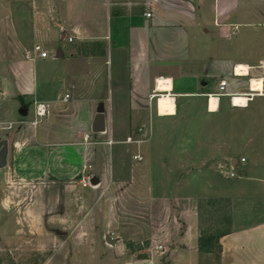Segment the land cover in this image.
<instances>
[{
    "label": "crops",
    "instance_id": "obj_1",
    "mask_svg": "<svg viewBox=\"0 0 264 264\" xmlns=\"http://www.w3.org/2000/svg\"><path fill=\"white\" fill-rule=\"evenodd\" d=\"M14 1L31 3L30 26L27 33L18 37L27 34L36 41L33 47L41 45L38 41L52 43L58 34L62 41L73 38L72 43L68 42L74 47L67 59L62 53L57 58L79 60L82 68L70 74L65 71L62 79L65 90L58 100L39 93L30 94L34 97L35 109L38 105L44 106L47 115L36 118L34 109V117L29 121L26 117L30 104L24 100L30 95L26 92L15 94V84L11 80L14 73L8 68L12 62L1 56L0 141L13 137V152L11 162L8 161L0 174L14 179L24 177L34 183L39 189L40 203H46L54 215L47 219L49 224L59 222L70 228L73 224L69 241L73 240V232L81 223L75 225L71 217L81 213L82 205L80 203L74 215H58L55 219V213L65 208V204L53 192L75 198L82 188L90 191L78 194V201L96 196L101 208L99 216L106 214L108 218L104 236H117V242L137 244L145 238L156 239L161 235L154 234L151 229L149 235L138 240L134 230L132 237L124 236L128 222L141 219V205L147 209L145 204L151 203L165 212L172 211L173 207L178 210L174 223L176 231L179 232L181 223L185 224L180 235L182 241L190 244L181 246L197 252L202 261L264 264V48L255 56L257 40H261L264 47V23L257 22V13L249 8L248 1ZM3 13L5 17L11 14ZM147 14H151L150 18ZM20 48L23 49L21 43ZM24 51L25 56L29 50L25 47ZM239 68L240 73L237 72ZM221 81L227 82L226 95L217 96ZM253 81L261 82L262 90L253 91ZM65 95L70 96L67 102H64ZM164 95H169L171 100L167 111L162 104L163 97L159 103V96ZM234 95L246 98L247 104L240 107L233 104L231 97ZM16 101L21 103L20 107ZM100 109L108 115L105 116L106 132L94 134L92 123ZM81 110L88 116L87 120L78 124L80 129L68 130L66 126L70 122L62 120L73 119ZM25 111L26 115H22ZM17 113L21 119L16 117ZM125 113L130 115L128 136L125 140H115L114 115ZM154 116L159 120L157 129ZM35 120L38 125L33 127L31 122ZM55 124L67 139L60 137ZM25 125L28 128H23ZM86 129H90L89 132ZM197 130H205V134H200L204 135L203 139L193 132ZM4 131L10 133L3 135ZM106 135L108 138L103 139ZM135 137L140 139L135 140ZM128 138L140 143H129ZM114 143L145 146L134 155L143 157L142 167L138 172H131L129 178L121 172L108 170L107 147ZM228 168L231 172L227 177L234 169H238L241 176L232 189L220 187L217 181L209 188L197 181L199 177L216 178ZM152 173L162 183L152 182ZM169 178L175 179L172 183L178 189L174 195L172 190L166 189ZM86 179L90 184L96 180L97 185L83 187ZM163 185L165 189L160 190ZM111 192L124 194L126 203L136 208H120L115 212L114 208L102 203L107 198L108 204L112 203ZM145 193L147 197L142 200L140 196ZM200 198H222L230 202V233L220 238V252L216 256L197 245L200 240L197 202ZM259 199L260 213L254 216ZM241 202L247 204L239 205ZM85 211L82 219L87 221L90 211ZM239 211L249 220H240ZM34 220L40 224L41 218L36 216ZM90 223L93 229L97 228L98 218ZM86 237V232H82L74 241L80 244ZM72 248L69 247V256ZM155 250L149 252L155 254ZM163 252L158 256H165L164 249ZM130 256L138 261L137 264H153L155 259L154 255L139 259L134 254ZM162 262L171 264L164 259Z\"/></svg>",
    "mask_w": 264,
    "mask_h": 264
},
{
    "label": "rangeland",
    "instance_id": "obj_2",
    "mask_svg": "<svg viewBox=\"0 0 264 264\" xmlns=\"http://www.w3.org/2000/svg\"><path fill=\"white\" fill-rule=\"evenodd\" d=\"M247 1L249 3V8L254 9L257 13V22L264 23V0ZM30 5L31 3L25 1L19 3L14 0L7 2L0 0V59L2 56L5 57L7 62H12L10 63L12 65H9L8 63L7 65H9L8 68L10 71L14 73L11 74V80L13 81L12 83L15 84V94L23 95V92H26V94L29 95L32 93H39L40 95L47 96L55 101L61 97L65 90V85L62 84V79H64L66 75L65 71L67 74H70L72 71L82 68V63H80L79 60L75 61L74 59H70L69 61L64 60L67 59V56H69L74 45L69 44L67 39L62 41L61 38H59V35L61 34H58L57 38L49 44H43L38 41L48 53L47 59L37 60L36 62L25 59V47L31 51L34 42H36L31 39L30 36H27V34H23V37H18L21 36V33H27V29L30 26ZM3 12H10L11 14L5 17ZM260 28L262 29V27ZM15 31L20 33H16ZM20 39L22 42H20ZM248 41L249 39L247 38V43ZM19 42L23 45V49L20 48ZM257 42V52H255V56L258 55V50L260 48L261 50L264 48L263 45H261V40H257ZM59 53L64 55V59L57 58ZM26 89L28 91H26ZM33 99V95H30V97H27L24 100L26 104H30L28 116L26 117L29 121L34 117L35 106L33 104ZM8 101L11 100L9 99ZM18 101H16V105L20 107L21 103L19 104ZM16 117H18V119L22 118L18 113ZM87 117L88 116H86L81 110V112L75 114L73 119L66 118L62 121H64V123H67L66 121L70 122V124L67 123L66 126L68 130H78L80 129L78 128V124H81V122L84 123L85 120H87ZM129 118L130 115L127 113L114 115L115 140L117 138L125 140L126 136H128L127 132L129 129L127 128L129 127ZM158 121L159 120L154 116L153 122L155 123L156 129L159 127ZM54 127L58 130V125L55 124ZM63 127L65 126L63 125ZM23 128L28 127L25 125ZM41 128L42 126H40V129ZM121 128L124 129L119 130ZM89 130L90 129H86L85 131L89 132ZM61 131L62 130H58L57 132L60 134V137H66L61 134ZM193 132L199 133L198 136H200L201 132L205 134V130H197ZM9 133L10 132L8 131H4L3 135ZM67 138L68 137L65 139ZM102 138L107 139L108 135L102 136ZM200 138L203 139L204 135L200 136ZM138 139L140 138L135 137V140ZM144 147L145 146L126 143H114L111 147H107L109 157L108 170H113L116 173L117 171L121 172L126 178H129L131 172H138L142 167V163H137L133 160V157L139 149L141 151ZM230 172L231 171L228 168L219 173L216 178L207 179L199 177L197 181L200 184H206L208 188L213 182L217 181V184L220 187L223 186L232 189L241 176L238 169H234L233 174L235 175V178L227 177ZM153 176L157 175L152 173V182H155V184L157 183V185L158 183H162V181L160 182L159 177L155 178ZM23 178L24 177H18L14 179L7 174H0V264H137L138 261L132 259L130 256L133 254L137 259L148 255H154L155 259H153V264H163V259L166 263L170 262L171 264H209L208 262L202 261L197 252L190 251L189 249L184 250L181 246L183 243L187 246H190V244L187 240L182 241L181 239L180 234L185 229V224L181 223L179 225V232L176 231L174 223L177 220L176 213L178 210L173 206L172 211L168 209L167 212H165L164 209L158 205L152 206L151 203L149 205L145 204L147 209H143L144 205H141V219H135V223H133V221L128 222V226H126L127 229L123 227L125 229V238L132 237V231L134 230V234L138 240L139 238L141 239V237L149 235L148 233H151L152 229L154 234H161L159 237L155 236L157 237L156 239H154V237L153 239L145 238L139 241V243L136 242L137 244H131L130 242H124V244H122L121 242H117V236H110L114 241V245H111L107 241L106 236H104V230H106L105 223L108 218H106V214L104 216H99L101 208L96 203V196H90L86 201H78V194L90 191V189H78V194H76L75 197L76 201L75 198L72 197L73 195L59 193L58 191L53 192L54 195H59L62 204H65V208L61 207L62 209L60 208V210L55 213V219L58 215H74L80 203L82 205L81 213L78 216L75 215L71 217L73 218V221H75V225L80 221L81 223L73 232V234L75 233L73 240L69 241L68 237L71 235V229L74 228L73 224L71 228L69 226H62L59 222H56L55 225L49 224L50 222L47 219L50 215L54 216L52 210L48 208L46 203H40L41 198L39 195L40 193H38L39 189L34 186V183L32 184V182ZM173 180L175 179H167L168 187L166 185V189L169 192L172 190L174 195L178 189L175 188V185L173 186ZM240 183L246 184V182ZM89 185L91 184L89 183ZM162 187L163 188L160 190L165 189L164 185ZM168 194L170 195V193ZM208 194H210L209 191ZM45 195H47V192ZM144 196L147 197V194H141L140 197H142V200L145 198ZM111 197V204H108L110 202L109 198L105 199L102 203L107 204L109 208H114L115 212L120 208H129L130 210L132 209V206L136 208V205L126 203V196L124 194L111 192ZM5 199L8 200V202L5 203ZM70 200H72L71 204H69ZM246 204L247 203L245 202L239 203V205ZM218 205L216 204V206L210 210L213 222L204 226V234H202V237L205 236V232L208 231L209 227H213L214 232L218 231V229L225 230L227 228L225 224H222L219 228L215 226L216 223L226 222L225 214L217 216L214 213L215 209H218ZM260 208L261 202L259 199L258 202H256V208H254V216L257 215L258 212L260 213ZM85 210L90 211V217L87 218V221L86 219H82L84 212H86ZM243 213L244 212L239 211V219L242 221L249 220L248 217H243ZM36 216L41 218L40 224H36V221L34 220ZM18 218H25V220L22 222ZM94 218H98V227L96 228L94 226L95 228L93 229L90 221H93ZM193 222H195V218L193 219ZM143 223H145L144 227ZM82 232H86L87 237L85 241H82L79 244V241L74 240H76ZM64 239L65 243H63ZM200 240L197 243L200 249L203 251H212L215 256L217 255V246H214V244L211 246L203 244L202 246ZM75 244L78 245L76 248ZM70 246L74 247V249L72 248L73 253L71 256L68 255ZM152 248L154 250L157 248L154 251L155 254L151 251L149 252L150 249L153 250ZM158 248H161V250H158ZM163 249L166 257L162 255V259L158 254H163Z\"/></svg>",
    "mask_w": 264,
    "mask_h": 264
},
{
    "label": "trees",
    "instance_id": "obj_3",
    "mask_svg": "<svg viewBox=\"0 0 264 264\" xmlns=\"http://www.w3.org/2000/svg\"><path fill=\"white\" fill-rule=\"evenodd\" d=\"M218 205V209H215L214 213L217 216H221V214L226 215V222L222 223H216L215 226L219 228L222 224H225L227 228L225 230H220L214 232L213 227H209L208 231L205 232V236L202 237V234H204V226L207 224H210L212 221V214L210 213V210H212L216 204ZM230 202L227 199H207V198H201L197 202V213H198V230L200 233V242L203 246L202 241H206L209 246L213 245L217 246L218 253L220 252V245L219 240L223 236H226L230 233ZM208 217V218H207ZM206 218V219H205Z\"/></svg>",
    "mask_w": 264,
    "mask_h": 264
},
{
    "label": "built area",
    "instance_id": "obj_4",
    "mask_svg": "<svg viewBox=\"0 0 264 264\" xmlns=\"http://www.w3.org/2000/svg\"><path fill=\"white\" fill-rule=\"evenodd\" d=\"M151 14H147V17L150 18ZM68 42L69 43H72L73 42V38H68ZM48 58V53L43 49V47L41 45H35L33 47V49L31 51H27L26 54H25V59L28 60V61H32L34 62L35 60L37 59H47ZM226 88H227V82L226 81H221L220 84H219V93L217 96H223V95H226ZM3 97V93L1 92L0 90V99H2ZM236 97H240V96H232V103L234 104V100ZM70 96L69 95H65L64 97V102H67L69 100ZM47 115V111L45 109L44 106H41V105H38L35 109V116L36 118H44L46 117ZM31 125L33 127L37 126L38 125V121H32L31 122ZM9 129L12 128V125H9L8 126ZM88 137L85 138V140H87ZM127 141L129 143H140L139 141H133L132 138H128ZM134 161L136 162H142L143 161V157L141 155H137V156H134ZM244 161V160H242ZM235 175L234 174H231L230 177H234ZM89 179H86L83 183H82V186L83 187H87L89 185ZM161 250V248L159 249Z\"/></svg>",
    "mask_w": 264,
    "mask_h": 264
},
{
    "label": "water",
    "instance_id": "obj_5",
    "mask_svg": "<svg viewBox=\"0 0 264 264\" xmlns=\"http://www.w3.org/2000/svg\"><path fill=\"white\" fill-rule=\"evenodd\" d=\"M22 115H26V111L22 113ZM92 132L94 134H104L106 132V123L105 116L103 113V109H100L99 112L94 117V121L92 123ZM13 152V137L10 140H1L0 141V170L7 167V163L12 158ZM91 185H97V181L93 180ZM107 241L112 245V240L110 237H106ZM203 244L207 243L203 241Z\"/></svg>",
    "mask_w": 264,
    "mask_h": 264
},
{
    "label": "bare ground",
    "instance_id": "obj_6",
    "mask_svg": "<svg viewBox=\"0 0 264 264\" xmlns=\"http://www.w3.org/2000/svg\"><path fill=\"white\" fill-rule=\"evenodd\" d=\"M240 69L241 68H239L238 70H237V72L238 73H240ZM159 83H163V80H159L158 81ZM164 85V84H163ZM159 87V86H158ZM166 88V87H165ZM252 89H253V91H259V90H262V84H261V82H257V81H253L252 82ZM169 95H167V97H166V95H164V96H159V103H160V100H161V98L163 97V107H164V109H166V111L171 107V100L169 99V97H168ZM214 100H213V98L211 99V105H213V102ZM247 99L246 98H244V97H236L235 98V100H234V104L236 105V106H245L246 104H247ZM158 109H159V106H158Z\"/></svg>",
    "mask_w": 264,
    "mask_h": 264
}]
</instances>
